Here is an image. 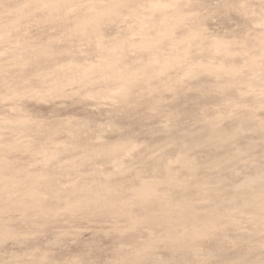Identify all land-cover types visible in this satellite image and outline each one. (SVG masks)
Instances as JSON below:
<instances>
[{
  "label": "rangeland",
  "instance_id": "1",
  "mask_svg": "<svg viewBox=\"0 0 264 264\" xmlns=\"http://www.w3.org/2000/svg\"><path fill=\"white\" fill-rule=\"evenodd\" d=\"M261 173L264 0H0V264H264Z\"/></svg>",
  "mask_w": 264,
  "mask_h": 264
},
{
  "label": "bare ground",
  "instance_id": "2",
  "mask_svg": "<svg viewBox=\"0 0 264 264\" xmlns=\"http://www.w3.org/2000/svg\"><path fill=\"white\" fill-rule=\"evenodd\" d=\"M159 5H160V4H159ZM154 8H155V7H154ZM102 14H103V13H102ZM95 15H97V14H95ZM99 15H101V14H99ZM91 16H92V15H91ZM93 16H94V15H93ZM103 16H104V15H103ZM98 17H99V16H98ZM96 18H97V16H96ZM101 18H102V17H101ZM83 19H84V18H83ZM85 19H88V18L85 17ZM163 19H164V18H163ZM89 20H91V19H89ZM89 20H88V21H89ZM92 20H94V18H93ZM96 20H97V19H96ZM80 21H81V20H80ZM80 21H79V22H80ZM80 23H81V22H80ZM85 23H86V22H85ZM85 23H84V25H85ZM95 24H96V23H95ZM86 25H87V24H86ZM93 25H94V24H93ZM78 27H81V26H78ZM163 27H164V26H163ZM167 28H168V27H167ZM162 29H163V28H162ZM94 31H95V30H94ZM94 33H95V32H94ZM174 59H175V57H174ZM169 60H170V59H169ZM172 60H173V59H172ZM172 60H171V62H173ZM174 61H175V60H174ZM167 62H168V61H167ZM165 63H166V62H165ZM168 63H169V62H168ZM169 64H170V63H169ZM172 64H173V63H172ZM166 65H167V64H166ZM85 68H86V67H85ZM91 68H92V67H91ZM126 90H127V89H126ZM220 134H221V133H220ZM216 136H217V135H216ZM223 136H224V135H223ZM219 137H221V136H219ZM226 138H227V136H226ZM218 139L220 140V138H218ZM209 141H210V140H209ZM220 141H221V140H220ZM228 141H229V140H228ZM216 142H217V141H216ZM223 142H224V141H223ZM217 143H219V142H217ZM119 148H120V147H119ZM118 152H119V151H118ZM114 153H115V152H114ZM112 154H113V153H112ZM107 155H108V154H107ZM113 156H114V154H113ZM15 175H16V174H15ZM255 175H256V174H255ZM261 175H263V176H262L263 179L260 178ZM261 175L259 176V174H258L259 177H258V176H256V177H252V179L258 177L257 180H259V178H260L261 180H263L261 183H263V182H264V174L261 173ZM0 176H1V175H0ZM5 176H6V175H5ZM3 177H4V176H3ZM3 177H2V178H3ZM249 178H251V177H249ZM0 179H1V178H0ZM5 179H6V177H5ZM12 179H15V178L12 177ZM252 179H249V180L253 181ZM1 180H2V179H1ZM8 180H9V177H8ZM16 180H17V179H16ZM168 180H169V179H168ZM172 180L176 181L177 179H176V180H175V179H172ZM172 180H171V181H172ZM257 180H255V182H256ZM261 180H259V181H261ZM251 181H249L248 184H249ZM168 182L170 183V181H168ZM178 182H179V181H178ZM244 182H245V181H244ZM255 182H253V183H255ZM174 183H175V182H174ZM179 183H180V182H179ZM245 183H247V182H245ZM9 184H10V183H9ZM167 184H168V183H167ZM176 184H177V183H176ZM176 184H175V186H176ZM263 184H264V183H263ZM3 185H6V182H5V184L3 183ZM3 185H2V186H3ZM10 185H11V184H10ZM15 185H16V184H15ZM249 185L251 186L252 184H249ZM249 185H248V186H249ZM254 185H255V184H254ZM254 185H253V186H254ZM258 185H259V184H258ZM258 185H257V186H258ZM141 186H142V185H141ZM141 186H140V187H141ZM148 186H149L148 184H147V186L143 184L142 187H144V188H142V190L140 191V194H141V192L144 193L143 191L146 190L145 196H146V194H150V192L152 193V194H150V195L152 196L153 193H154V191H153L154 189H152L151 187H148ZM171 186H172V185H171ZM175 186H173V187H175ZM246 186H247V185H246ZM253 186H252V187H253ZM257 186H256V187H257ZM263 186H264V185H263ZM5 187H6V186H5ZM9 187H10V186H9ZM13 187H14V186H13ZM109 187H110V186H109ZM239 187H240V186H239ZM252 187H250V189H251ZM258 187H259V186H258ZM6 188H7V187H6ZM112 188H113V187H112ZM240 188H241V187H240ZM243 188H244V187H243ZM247 188H248V187H247ZM259 188H260V187H259ZM3 189H4V188H3ZM3 189H2V187H1L0 190H3ZM83 189H84V188H83ZM97 189H98V188H97ZM101 189H102V188H101ZM106 189H107V188H106ZM109 189H110V191H111V188H109ZM113 189H114V188H113ZM241 189H242V188H241ZM256 189H257V188H256ZM10 190H11V189H10ZM17 190H18V189H17ZM84 190H85V189H84ZM87 190H88V189H87ZM90 190H91V189H90ZM93 190H94V189H93ZM103 190H104V189H103ZM103 190H101V191L103 192ZM147 190L149 191L148 193H147ZM151 190H152V191H151ZM247 190H249V189H247ZM247 190H246V191H247ZM252 190H253V189H252ZM257 190H258V189H257ZM3 191H4V190H3ZM3 191H2V192H3ZM81 191H82V190H81ZM94 191H95V190H94ZM107 191H108V189H107ZM135 191H136V190H135ZM243 191H244V190H243ZM261 191H262V190H261ZM31 192H32V191H31ZM88 192H89V191L85 192V193H87V197L89 196ZM90 192H91V191H90ZM96 192H97V194H98V191H96ZM104 192H106V190H105ZM108 192H109V191H108ZM115 192H116V191H115ZM240 192H241V191H240ZM248 192H249V191H248ZM256 192L258 193V191H256ZM256 192H255V193H256ZM24 193H25V192H24ZM35 193H36V192H35ZM91 193H93V198H92V199H94V202L97 203V201H96V200H97V197H96V196H98V195H100V194H98V195L95 196V198H96V200H95V198H94V195H95L94 193H95V192H91ZM99 193H100V191H99ZM250 193H251V192H250ZM253 193H254V192H253ZM260 193H261V192H260ZM4 194H5V193H4ZM26 194H27V193H26ZM104 194H105V193H104ZM104 194H103V195H104ZM120 194H122V193H120ZM154 194H155V193H154ZM247 194H248V193H247ZM251 194H252V193H251ZM251 194H250V195H251ZM258 194H259V193H258ZM76 195H77V194H76ZM85 195H86V194H85ZM101 195H102V194H101ZM111 195H112V194H111ZM115 195H116V194H115ZM118 195H119V194H118ZM142 195L144 196V194H142ZM74 196H75V195H74ZM79 196H80V195H79ZM90 196H91V195H90ZM109 196H110V195H109ZM113 196H114V194H113ZM134 196H135V195H134ZM145 196H144V197H145ZM148 196H149V195H148ZM153 196H154V195H153ZM155 196H156V195H155ZM155 196H154V197H155ZM248 196H249V195H248ZM248 196H247V197H248ZM256 196H257V195H256ZM70 197H71V196H70ZM87 197L85 196L84 198H85V199H88ZM122 197H123V196H122ZM138 197H139V196L137 195V198H138ZM141 197H142V196L140 195L139 198H141ZM144 197H143V200H144ZM18 198H19V197H18ZM81 198H82V197H80V199H81ZM84 198L82 199L83 201H85ZM115 198H117V197H115ZM132 198H133V197H132ZM132 198H131V199H132ZM134 198H135V197H134ZM146 198H148V197H146ZM150 198H151V197H150ZM157 198H158V197H157ZM36 199H37V198H36ZM76 199H77V198H76ZM90 199H91V197L89 198V200H90ZM92 199H91V200H92ZM112 199H113V198H112ZM158 199H159V198H158ZM160 199H161V198H160ZM254 199H255V198H254ZM23 200H24V199H23ZM39 200H40V199H39ZM103 200H104V199H103ZM115 200H116V199H115ZM126 200H127V199H126ZM128 200H129V198H128ZM139 200H140V199H139ZM151 200H152V198H151ZM187 200H188V199H187ZM12 201H13V200H12ZM17 201H18V200H17ZM32 201H33V200H32ZM35 201H36V200H35ZM78 201H80V200H78ZM87 201H88V200H87ZM87 201H85V202H87ZM119 201H120V200H119ZM122 201H123V200H122ZM133 201H134V200H133ZM137 201H138V200H137ZM145 201H147V199L144 200L143 202H145ZM160 201H161V200H160ZM22 202H23V201H22ZM22 202H21V203H22ZM24 202H25V201H24ZM100 202H102V200H100ZM103 202H104V201H103ZM106 202H107V201H106ZM108 202H109V201H108ZM108 202H107V203H108ZM131 202H132V201H131ZM140 202H141V201H140ZM156 202H157V201H156ZM156 202H155V203H156ZM166 202H167V201H166ZM190 202H191V201H190ZM18 203H19V202H18ZM83 203H84V202H83ZM92 203H93V200H92ZM96 203H95V204H96ZM110 203H111V202H110ZM110 203H109V204H110ZM153 203H154V202H153ZM162 203H163V202H162ZM183 203H184V202H183ZM248 203H249V202H248ZM33 204H35V203L33 202ZM37 204H38V203H37ZM117 204H118V203H117ZM117 204H116V205H117ZM121 204H122V203H121ZM124 204H126V203H124ZM124 204H123V205H124ZM131 204H132V203H131ZM135 204H136V203H135ZM138 204H139V203H138ZM140 204H141V203H140ZM149 204H152V203H149ZM149 204H148V205H149ZM156 204H157V203H156ZM175 204H176V203H175ZM175 204H174V205H175ZM181 204H182V203H181ZM251 204H252V203H251ZM17 205H18V204H17ZM96 205H97V204H96ZM102 205H103V204H102ZM114 205H115V204H114ZM123 205H121V207H122ZM129 205H130V204H129ZM148 205H146V206H148ZM160 205H161V204H160ZM165 205H166V204H164V206H165ZM174 205L172 206L173 208L170 206L171 209H170V210L168 209L169 211L167 210L168 207H167V208L165 207V208H166V211H165L166 214H167V212H169V214H172V210H173V209H176V210H177V208H178V207H177L178 203H177V205H175L176 208H174ZM183 205H184V204H183ZM187 205H188V204H187ZM189 205H192V204H189ZM189 205H188V206H189ZM254 205H255V204H254ZM18 206H19V205H18ZM35 206H36V205H35ZM70 206H71V204H70ZM82 206H83V205H82ZM93 206H94V205H93ZM178 206H180V207L178 208V210L181 208V209H180V212H177L178 210H177V211L174 210V211L177 212V213H181V211H182V207H183V206H182V207H181V205H178ZM184 206H185V205H184ZM2 207H4V206H2ZM72 207H73V205H72ZM83 207H84V206H83ZM94 207H97V206H94ZM110 207H111V206H110ZM114 207H115V206H114ZM141 207H143V206L141 205ZM151 207H152V206H151ZM159 207H160V206H159ZM6 208H7V207H6ZM33 208H34V207H33ZM112 208H113V206H112ZM160 208L163 209V207H160ZM259 208H260V207H259ZM259 208H258V209H259ZM261 208H262V207H261ZM116 209H117V208H116ZM147 209H148V208H147ZM191 209H192V208H191ZM191 209H190V211H191ZM258 209H257V210H258ZM4 210H5V209H4ZM149 210H150V209H149ZM0 211H1V210H0ZM147 211H148V210H147ZM158 211H161V210H158ZM184 211H185V209H184ZM113 212H114V211H113ZM150 212H151V211H150ZM170 212H171V213H170ZM175 212H173V216H174V213H175ZM185 212H186V211H185ZM147 213H148V212H147ZM147 213H146V214H147ZM153 213H154V212H153ZM182 213H183V211H182ZM182 213L180 214V216H181V215L183 216ZM190 213H191V212H190ZM192 213H193V212H192ZM216 213H217V212H216ZM259 213H260V211H259ZM148 214L150 215L151 213H148ZM148 214H147V215H148ZM154 214H155V213H154ZM162 214H164V211H163V213H161V215H162ZM169 214H167V216H168ZM184 214H185V213H184ZM194 214H195V211H194ZM218 214L220 215V212H219ZM218 214H217V215H218ZM222 214H223V213H222ZM175 215H176V214H175ZM188 215H190V214H188ZM191 215H192V214H191ZM134 216H135V215H134ZM144 216H145V215H144ZM153 216H154V215H153ZM173 216H172V217H173ZM199 216H200V215H199ZM206 216H207V215H206ZM211 216H212V215H211ZM211 216H210V217H211ZM223 216H224V215H223ZM172 217H171V218H172ZM191 217H192V216H191ZM191 217H190V218H191ZM195 217H196V216H195ZM207 217H208V216H207ZM207 217H206L205 220H203V219H202V220H197V221H198L197 224H196V225L194 224L195 227H194V228L191 227V228H192L195 232H197V231H198V232H199V231L201 232V229H202L203 227H207L208 225H210L209 228H211V224H214L215 219H213L214 222L211 221L212 223H210V220H211L213 217H211L210 219H209V217H208V219H207ZM215 217H216V214H215ZM224 217H225V216H224ZM135 218L139 219V217H136V216H135ZM152 218H153V217H152ZM158 218H159V217H158ZM161 218H163V217H160V219H161ZM180 218H181V217H180ZM183 218H184V216H183ZM185 218H186V217H185ZM185 218H184V219H185ZM193 218H194V217H193ZM199 218H200V217H199ZM219 218H220V216H219ZM140 219H141V218H140ZM165 219H166V218H165ZM188 219H189V217H188ZM200 219H201V218H200ZM217 219H218V216H217ZM132 220H133V219H132ZM134 220H135V219H134ZM142 220H143V219H142ZM147 220H148V218H147ZM150 220H151V219H150ZM168 220H169V219H168ZM182 220H183V219H182ZM191 220H192V219H191ZM191 220L189 219V221H191ZM152 221H153V220H152ZM166 221H167V219H166ZM186 221L189 222L188 220H186ZM186 221H185V222H186ZM134 222H135V221H134ZM157 222H158V221H157ZM191 222H192V221H191ZM191 222H190V223H191ZM216 222H217V221H216ZM138 223H139V222H138ZM140 223H141V222H140ZM162 223H163V222H162ZM165 223H166V222H165ZM152 224H153V223H152ZM163 224H164V223H163ZM215 224H216V223H215ZM215 224H214V225H215ZM132 225H134V224H132ZM137 225H138V224H137ZM155 225H156V224H155ZM197 225H198V226H197ZM134 226H135V225H134ZM166 226H167V225H166ZM166 228H168V227H166ZM170 228H171V227H170ZM173 228H174V227H173ZM203 229H204V228H203ZM205 229L209 230L208 227L205 228ZM212 229H213V228H212ZM215 229H216V227H215ZM168 230H169V229H168ZM168 230H167V231H168ZM202 231H203V230H202ZM198 232H197V233H198ZM172 233H173V232H172ZM197 233H196V234H197ZM203 233H205V232H203ZM207 233H208V232H207ZM176 234H177V233H176ZM198 234H199V233H198ZM151 235H152V233H151ZM169 235H171V234H169ZM152 236H153V235H152ZM152 236H151V237H152ZM166 236H167V234H166ZM176 236H177V235H176ZM179 236H180V235H179ZM181 236H182V235H181ZM200 236H201V235H200ZM154 237H155V236H154ZM170 237L172 238V235H171ZM173 238H176V237H173ZM177 238H178V237H177ZM150 241H151V240H150ZM178 242H179V241H178ZM175 245H177V244H175ZM179 245H180V244H179ZM150 246H151V245H150ZM177 246H178V245H177ZM143 251H144V250H143ZM141 252H142V251H141ZM141 252H140V253H141ZM140 253H139V254H140ZM144 254H145V252H144ZM136 257H137V256H136Z\"/></svg>",
  "mask_w": 264,
  "mask_h": 264
}]
</instances>
